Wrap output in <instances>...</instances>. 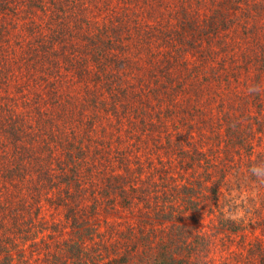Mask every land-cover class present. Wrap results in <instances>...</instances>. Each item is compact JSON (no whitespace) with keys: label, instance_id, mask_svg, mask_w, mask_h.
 Masks as SVG:
<instances>
[{"label":"rangeland","instance_id":"obj_1","mask_svg":"<svg viewBox=\"0 0 264 264\" xmlns=\"http://www.w3.org/2000/svg\"><path fill=\"white\" fill-rule=\"evenodd\" d=\"M104 175L172 192L197 264H264V0H0V202L59 243Z\"/></svg>","mask_w":264,"mask_h":264},{"label":"trees","instance_id":"obj_2","mask_svg":"<svg viewBox=\"0 0 264 264\" xmlns=\"http://www.w3.org/2000/svg\"><path fill=\"white\" fill-rule=\"evenodd\" d=\"M95 151L96 148L82 149L80 162L91 161L92 166ZM70 153L71 150L67 151L66 157ZM122 156L124 153L119 151L116 156L119 165L126 164L120 159ZM103 167L110 169L114 165L108 162L101 165ZM101 168L97 174L104 172ZM64 171L67 176L72 175L65 192L70 197L74 177L85 171L79 167L75 172L73 167ZM107 176L106 182L104 175L101 182L96 184L93 180L90 183L89 191L93 192L89 193L92 198L89 205L80 202L66 215L67 222L63 227L70 228V238L59 243L35 241L34 236L43 233L47 225L44 221L32 220L33 215H28V211L21 209L14 213L18 204L24 207L21 199L16 201L10 197L6 205L0 202V264H197L196 257L205 252L206 246L197 242L202 239L199 233L188 235L189 225L184 217H178L180 214L175 207L178 198L176 200L172 192L171 195L160 193L156 181L143 187L141 181L128 179L127 175ZM103 182L102 187L98 186ZM189 184L192 183L188 181L182 186L184 194L190 190ZM192 199L189 197L184 201L191 203ZM136 209L140 212L138 221L135 224L125 221L121 213L135 217ZM222 220H226L225 217Z\"/></svg>","mask_w":264,"mask_h":264}]
</instances>
